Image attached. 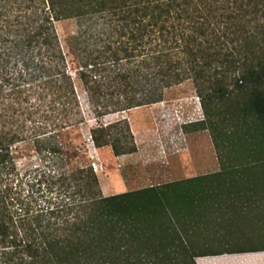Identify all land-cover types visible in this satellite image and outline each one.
I'll return each instance as SVG.
<instances>
[{
	"label": "trees",
	"instance_id": "1",
	"mask_svg": "<svg viewBox=\"0 0 264 264\" xmlns=\"http://www.w3.org/2000/svg\"><path fill=\"white\" fill-rule=\"evenodd\" d=\"M72 21L80 27L60 37L56 24ZM187 81L204 109L200 129L218 130L217 173L104 196L85 165L36 181L40 201L9 187L6 159L19 145L74 153L63 137L88 121L78 92L93 146L118 153L130 125L104 119ZM261 202L264 0H0V264H197L260 252L264 243L196 249L191 228L208 208Z\"/></svg>",
	"mask_w": 264,
	"mask_h": 264
},
{
	"label": "rangeland",
	"instance_id": "2",
	"mask_svg": "<svg viewBox=\"0 0 264 264\" xmlns=\"http://www.w3.org/2000/svg\"><path fill=\"white\" fill-rule=\"evenodd\" d=\"M80 25L75 21L57 23L55 30L63 37L76 32ZM78 93L81 109L88 121L70 129L63 137V144L74 153L65 155L60 151L53 156L26 142L6 159L14 165L7 183L25 201L42 200L37 192L38 185L33 186L36 181L85 165L92 166L104 196L163 186L220 170L218 130L212 134L208 129H200L205 119L204 109L191 82L167 90L160 103L104 119L105 122L126 119L130 125L132 138L119 144L118 153L112 147L96 149L93 146L89 136L93 125L89 120V106L85 94ZM212 120L218 121V117ZM49 195L56 197L55 192ZM254 207L242 209L234 205L218 212L217 205L211 214L207 213L210 208L204 210L205 213L201 212L196 226L191 228L195 248L221 252L238 243L246 247L260 246L264 243V202ZM176 226L181 230L179 224ZM217 256L218 260L209 256L205 257L208 260L198 259L197 262L264 264V251Z\"/></svg>",
	"mask_w": 264,
	"mask_h": 264
},
{
	"label": "crops",
	"instance_id": "3",
	"mask_svg": "<svg viewBox=\"0 0 264 264\" xmlns=\"http://www.w3.org/2000/svg\"><path fill=\"white\" fill-rule=\"evenodd\" d=\"M199 259H207V260H208V258H205V257H202V258H199ZM212 259H214V260H218V256H214ZM197 260H198V259H196V263L198 264Z\"/></svg>",
	"mask_w": 264,
	"mask_h": 264
},
{
	"label": "water",
	"instance_id": "4",
	"mask_svg": "<svg viewBox=\"0 0 264 264\" xmlns=\"http://www.w3.org/2000/svg\"><path fill=\"white\" fill-rule=\"evenodd\" d=\"M196 259H199V258H196ZM196 259H195V260H196Z\"/></svg>",
	"mask_w": 264,
	"mask_h": 264
}]
</instances>
